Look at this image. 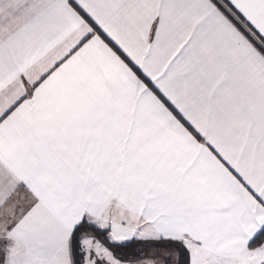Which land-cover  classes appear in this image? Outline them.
Masks as SVG:
<instances>
[{"label": "snow or ice", "instance_id": "1", "mask_svg": "<svg viewBox=\"0 0 264 264\" xmlns=\"http://www.w3.org/2000/svg\"><path fill=\"white\" fill-rule=\"evenodd\" d=\"M0 264H264V0H0Z\"/></svg>", "mask_w": 264, "mask_h": 264}]
</instances>
